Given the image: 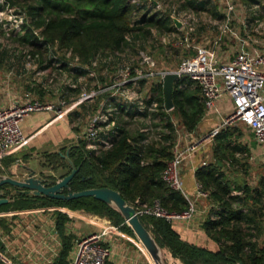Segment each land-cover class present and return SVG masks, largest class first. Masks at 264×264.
<instances>
[{
  "label": "trees",
  "instance_id": "16d2710c",
  "mask_svg": "<svg viewBox=\"0 0 264 264\" xmlns=\"http://www.w3.org/2000/svg\"><path fill=\"white\" fill-rule=\"evenodd\" d=\"M158 1L3 0V3L8 8L18 6L28 19L20 26L23 29L20 40L33 47L40 42L44 47L68 51L75 61L73 66L66 68L63 58L59 65L73 73H84L97 56L104 52L114 53L122 46L138 41L140 36H149L152 29L164 32L175 30L169 14L149 12ZM142 9L143 12L138 14ZM182 9L207 11L212 16L221 17L211 0H182L177 11ZM137 14L138 17L131 21L130 17ZM34 30L38 31L37 34ZM32 53L28 51V54ZM156 85L158 95L153 105L158 110L150 114L161 118L166 132L158 133L156 140H147L142 131L131 133L113 122L102 135L103 139L111 136L107 148L103 149L101 145L86 148L84 141L79 140L68 148L67 158L63 160L66 165L70 161L74 167L77 166L63 192L107 187L116 190L127 204L135 199L139 203L157 199L168 212H179L185 208L187 201L181 192L168 188L160 179V172L171 157L173 126L168 111L176 115L185 131L192 132L203 114V104L199 88L188 77L180 75L171 85L172 106L165 110L160 83ZM117 107L119 110L122 106ZM213 141L212 160L198 166L193 173L195 181L207 192L205 198L210 204L201 223L205 240L195 243L189 234H180L174 226L158 217L139 216L138 219L156 245L178 258L182 264H264V243L258 239L264 220V175L259 176L253 186L230 181L222 167L227 163L229 168L236 170L235 164L242 156L247 158L248 151L236 142L233 131L227 127L221 128ZM235 153L241 156L237 159ZM59 155L60 152H53L45 157L48 162L56 163L55 157ZM242 171L245 173L243 168ZM34 207H64L106 216L126 233L131 244L148 256L120 214L112 206L91 196L57 200L16 192L11 200L0 204V212ZM66 220L65 212L55 211L54 227L60 237L61 248L53 264H64V257L70 248L71 236L63 233ZM148 259L152 264L149 256Z\"/></svg>",
  "mask_w": 264,
  "mask_h": 264
},
{
  "label": "rangeland",
  "instance_id": "374dc122",
  "mask_svg": "<svg viewBox=\"0 0 264 264\" xmlns=\"http://www.w3.org/2000/svg\"><path fill=\"white\" fill-rule=\"evenodd\" d=\"M181 1L159 0L155 7L149 10V12H165L172 20L181 22L175 30L164 32L152 29L149 36L145 34L143 37L140 36L138 41L122 46L114 53L104 52L101 56H97L92 65L86 67L84 73H73L66 69L72 67L75 62L68 51L56 47H44L40 42L33 47L26 41L20 40L23 33L20 26L22 23H27L28 19L18 6L8 8L4 6L3 0H0V105H11L13 100L16 103L24 100L37 101L40 104H50L53 108L50 110L53 116L56 108L70 107L59 117L62 129L60 124H54L33 141L34 148L26 151L28 156L15 153L2 158L0 163L6 166L13 161L18 166L41 172L48 177L46 179L55 181L70 169L69 163L67 166L63 161L67 158V155H64L65 150L68 151V148L79 140L84 141L86 148L92 145L98 148L99 141L103 139L100 132L104 133L113 122L131 133L142 131L147 140H156L158 133L166 132V129L162 128L163 122L159 116L150 114L151 111L158 110L153 105V101L158 95L156 84L160 78L149 72L174 71L183 57L193 53L191 48L175 44L183 34L193 45L216 47L218 58L221 59H226L240 49L252 54L264 49V0H231L233 11L228 15V20H224L222 16L224 8L221 0H211L215 4L216 13L221 17L217 14L212 16L207 11L193 12L183 9L177 11ZM138 14L132 15L130 20L136 19ZM37 32L34 30V33ZM140 50L151 57L153 67L148 68L140 62L138 57ZM28 51L33 53L28 54ZM61 58L66 61V68L59 65ZM125 68L128 73L126 76H124ZM113 102L122 107L118 110V107L113 106ZM229 109L226 108V111ZM168 112L173 126L171 145L177 142V147H181L183 143L194 142L196 137L187 140L185 130L179 125L176 115ZM34 114L45 113L31 111L24 115L18 123L21 132L22 123ZM90 120H95L96 125L101 128L93 140H87L84 136L85 126ZM220 123L214 127L218 129L217 132L227 127L233 132H239L236 137L243 144L251 141V132L249 133L240 122L231 121L221 126ZM53 135L62 138L57 145L51 139ZM40 139L45 140L39 143ZM53 150L60 152V155L55 157L56 163L48 162L45 156L43 158L40 155L42 152ZM245 160L246 158L242 156L240 162L238 161L241 167L239 174L232 170L227 172L229 179L239 182L240 176L248 178L253 176L255 166L256 169L260 166L264 167L263 164L253 165L252 160L247 164ZM23 171L25 173L24 169ZM0 174L10 176L11 172L3 168L0 169ZM18 177L17 174L16 179H19ZM0 191L8 200L16 194V188L6 184L0 186ZM69 211L70 223L74 230L83 234L97 231L96 226L83 220V215L76 213L74 209ZM159 250L161 264H182L165 249L159 247ZM145 262L151 264L149 259Z\"/></svg>",
  "mask_w": 264,
  "mask_h": 264
},
{
  "label": "built area",
  "instance_id": "2783aa9c",
  "mask_svg": "<svg viewBox=\"0 0 264 264\" xmlns=\"http://www.w3.org/2000/svg\"><path fill=\"white\" fill-rule=\"evenodd\" d=\"M221 2L224 8L222 16L224 20H228V15L233 11L232 1L221 0ZM175 44L193 50L191 55L180 60L174 71L178 76L188 77L199 88L204 111L216 109L217 101L225 95L229 100L230 110L221 117L220 126L231 121L240 122L250 130L256 143L264 145V49L257 54L240 49L226 59H221L218 58L216 47L193 45L184 34ZM138 57L148 68L153 67V60L145 52L138 51ZM126 70L125 68L124 76L128 74ZM149 74L161 78L164 72L156 71ZM69 108H56L53 111L54 119L65 114ZM52 109L50 104L27 100L7 106L0 105V160L17 153L26 144L28 138L21 134L18 126L24 115L31 111ZM95 122L90 120L85 126L84 136L87 140L95 139L101 129ZM217 131V128H213L183 148L177 147V142L171 145V157L161 170L160 179L168 188L181 192L187 201L185 208L179 212H168L157 199L148 203H139L135 199L129 205L138 217H158L172 223L187 220L192 216L194 203L184 195L178 177L181 161L196 148L204 146ZM110 140L111 136L103 139L100 147L107 148ZM195 192L202 198L207 195L197 182ZM102 235V233H87L73 237L71 256L64 264H103L109 250L103 243ZM0 264H10L1 252Z\"/></svg>",
  "mask_w": 264,
  "mask_h": 264
},
{
  "label": "crops",
  "instance_id": "0c3cea01",
  "mask_svg": "<svg viewBox=\"0 0 264 264\" xmlns=\"http://www.w3.org/2000/svg\"><path fill=\"white\" fill-rule=\"evenodd\" d=\"M13 103H16V101L13 100L12 104ZM117 105L118 104L113 102V106L117 107ZM216 107V109L203 111L198 124L192 132L185 131V137H187V140L194 137L198 139L204 133L213 129L220 123L221 117L228 112L226 111V108H230L228 98L225 95L221 96V98L217 101ZM40 111L45 114L31 115V117L28 118L27 121L22 123V132L19 128L21 134L28 139L26 144L16 154L20 153L25 155L26 151L33 149V141L37 137H40L54 124H60L62 129V122L59 121L61 118L54 119L53 113L48 110ZM35 112L37 113L39 111ZM108 129L109 128H107L106 130ZM248 131L250 133L249 129ZM100 133L102 137L104 133ZM238 133L239 132L236 133V131L233 132L236 142H238L240 145H244V147L248 151L245 162L249 164L250 160H252L253 165H264V153L262 154V152H264V145L260 146L256 144L253 140V137H251V141H247L245 142V144H243V142H241V140L239 141L236 137ZM51 139L54 140L53 142L57 145L62 138L60 136L55 137L53 135L51 136ZM44 140L45 139H40L39 143L44 142ZM102 140L99 141L98 146L101 145ZM185 140H183V142ZM213 143L214 141L212 138L211 140H208L204 144V146H202L203 148H196L195 150L184 156L181 161L179 170V180L183 193L186 198L190 199L194 203V213L187 220L175 221L170 224L174 226V228H176L180 234H189L190 238L195 243L203 242L205 240V234L201 227V223L208 212L210 204L207 202L206 198H202L196 195V181L193 177V173L198 166L212 160L211 147ZM185 145L186 144L183 143V146H181V148H183ZM92 146L95 147L94 145ZM53 152L56 151L53 150L50 152H42L40 155L45 158L44 156L46 154ZM26 155L28 156V154ZM235 156L238 159L241 155L235 153ZM239 162L235 164V166L237 165L236 170H233V168H229L227 166V163H225V166L222 167L225 175L227 176V172H229V170L236 171L238 173L240 170V166L238 165ZM8 164L6 166H3L0 163V169L6 168L8 172H11V175L15 174V176L10 175L13 178H16L17 174L19 176L18 178L24 176L25 173L23 169L20 168L21 165L18 166L13 161ZM35 174L36 176L39 175L44 178L47 177L44 176L41 172H35ZM261 175H264V167L260 166L258 169H256L255 166V172L253 176L249 178L240 176L239 182L235 181V183H245L249 186H253ZM229 180L234 181L231 179ZM56 210L65 212L67 215V220L65 221L63 227V233L65 235H70V240H72V238L75 236L83 235V233H81L80 231L73 229L72 224L70 223L71 212L64 207H60L58 209L54 207H34L29 209L7 210L4 212H0V252L4 254L5 258L10 264H53L54 262H56L61 248L60 237L54 227ZM75 212L83 215V220H86L87 223H91L92 225L97 227V231L88 233L103 234V243L109 250L108 256L103 264L146 263L145 260H148V256L146 254H143V250L131 244L126 233L121 232L118 228V225L112 224L106 216H99L80 209H76ZM258 239L261 240V243H264V220L261 233L258 235ZM71 252L72 244L70 242V248L66 256L64 257V263L65 260L71 256Z\"/></svg>",
  "mask_w": 264,
  "mask_h": 264
},
{
  "label": "water",
  "instance_id": "95a60500",
  "mask_svg": "<svg viewBox=\"0 0 264 264\" xmlns=\"http://www.w3.org/2000/svg\"><path fill=\"white\" fill-rule=\"evenodd\" d=\"M175 27L179 26V21L172 20ZM178 74L175 71H166L160 78V86L163 100V107L165 110L171 108V85L177 79ZM67 150L64 155L66 156ZM70 170L67 174L63 175L56 181L46 179L39 175L36 176L35 172L29 168L21 166L25 170V176L19 179L7 175L0 174V186L6 184L16 188V192L31 194L34 196H45L47 198L57 200H69L72 198L91 196L107 205L112 206L122 217L123 222L128 226L134 237L137 239L142 248L147 252L155 264H161L159 257V247L156 245L149 232L142 226L138 216L134 213L133 208L127 204L119 195L116 190L107 187L86 188L77 191L63 192L67 188V183L77 170L70 161ZM8 202V199L2 196L0 191V204ZM237 264H242L238 262Z\"/></svg>",
  "mask_w": 264,
  "mask_h": 264
},
{
  "label": "bare ground",
  "instance_id": "6f19581e",
  "mask_svg": "<svg viewBox=\"0 0 264 264\" xmlns=\"http://www.w3.org/2000/svg\"><path fill=\"white\" fill-rule=\"evenodd\" d=\"M159 253V257L161 258V252L159 251L158 252ZM149 256V255H148ZM150 257V256H149ZM150 259H151V257H150ZM151 261H152V264H155V262L151 259Z\"/></svg>",
  "mask_w": 264,
  "mask_h": 264
}]
</instances>
